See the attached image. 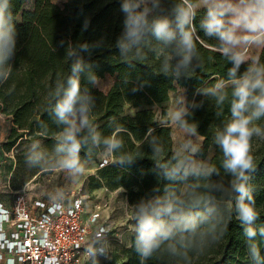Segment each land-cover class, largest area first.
Masks as SVG:
<instances>
[{
    "label": "trees",
    "instance_id": "1",
    "mask_svg": "<svg viewBox=\"0 0 264 264\" xmlns=\"http://www.w3.org/2000/svg\"><path fill=\"white\" fill-rule=\"evenodd\" d=\"M27 2L8 0L6 15L15 48L0 65V112L11 122L3 148L15 151L16 158L11 187L19 188L34 174L61 165L58 137L66 125L58 121L55 105L67 91L73 66L79 61L81 71L76 75L84 96L81 103L87 108L82 116L89 121L79 133V160L98 166L89 176V187L120 191L134 212L142 201L161 196L178 195L188 204L195 195L212 197L210 203L191 209L197 214L194 230L177 231L146 260L136 250L133 231L129 244L103 264H257L249 252L246 226L237 218L238 194L231 187L235 177L225 169L224 152L216 139L232 118L233 81L243 77L253 61H244L230 74L234 64L221 51L222 42L202 27L207 6L190 0L194 16L188 27L194 48L185 64L175 12L182 0L147 3L152 9L150 19L171 21L174 39L165 42L148 32L124 51L118 43L124 33V0H65L63 5L34 0L30 8ZM258 63L264 65V46ZM107 74L115 80L104 91L93 78ZM220 81L226 87L213 94L210 90ZM178 87H184L190 97L189 108L178 123L184 127L186 122L204 137L201 155L212 151L209 163L197 168H190L188 155L175 150L171 126L161 120L168 117L170 92ZM225 93L220 102L219 96ZM253 125L262 134L251 138L253 170L247 173V186L259 212L253 239L260 249L259 264H264L260 231L264 227V117ZM95 135L99 143L93 141ZM107 137L120 147L110 151L103 143Z\"/></svg>",
    "mask_w": 264,
    "mask_h": 264
},
{
    "label": "clouds",
    "instance_id": "2",
    "mask_svg": "<svg viewBox=\"0 0 264 264\" xmlns=\"http://www.w3.org/2000/svg\"><path fill=\"white\" fill-rule=\"evenodd\" d=\"M207 14L202 27L209 36L215 35L222 42L221 51L229 56L234 67L230 74L244 62V56L233 48L241 43L247 45L264 46V0H205ZM156 5H153L155 7ZM8 0L0 2V65L8 59L15 48V36L10 17L6 15ZM121 10L125 13L124 33L120 44L121 50L138 44L144 36L151 32L157 39L170 42L176 36L171 21L167 17L150 19L152 10L147 0H124ZM176 29L181 34L179 52L183 63L190 59L194 48L192 33L188 27L194 16V5L190 0H182L175 8ZM71 55V53H69ZM82 62L73 66V76L69 78V87L62 99L56 105V116L60 123L66 125L62 130L57 151L65 153L61 160L63 168L70 172H81L79 153L82 140L81 130L88 126L89 121L83 115L79 124L74 119L78 103L79 111L86 113V105L81 102L84 96L81 93L80 79L76 75L81 71ZM5 78H6V74ZM95 82V78H93ZM233 101L231 106L232 118L223 131L217 134V143L224 152V167L235 179L232 181V190L238 194L235 208L237 218L245 225V235L251 242L249 252L252 259L260 262V249L254 241L256 229L253 227L259 218L254 197L249 194L247 173L253 170L251 152V138L261 135V128L253 125L254 120L264 117V65H259L258 58L243 77L233 81ZM226 87L223 81L217 82L210 91L216 94ZM225 94L219 96L222 102ZM182 113L176 111L171 114L173 121L181 119ZM186 131L195 129L184 124ZM95 143L100 142L98 135L93 136ZM103 143L111 151L120 147L114 138H104ZM195 151V149H193ZM38 159V157H37ZM200 175L199 170H193ZM207 175V173H204ZM210 195H195L191 203L178 195L161 196L154 200L142 201L136 208L134 231L136 233V250L142 260L149 258L162 242L170 240L177 231L194 230L197 224V214L191 209L211 202ZM264 234V227L260 229Z\"/></svg>",
    "mask_w": 264,
    "mask_h": 264
},
{
    "label": "rangeland",
    "instance_id": "3",
    "mask_svg": "<svg viewBox=\"0 0 264 264\" xmlns=\"http://www.w3.org/2000/svg\"><path fill=\"white\" fill-rule=\"evenodd\" d=\"M63 5L65 0H53ZM150 0H147V3ZM34 0H28L26 7L30 8ZM255 46V45H252ZM243 50H237L242 54ZM251 54V53H250ZM115 77L107 74L104 77L97 78L95 84L100 89L107 91L114 82ZM190 97L184 87H178L170 92V104L168 108V117L161 120L167 122L172 129V136L175 150L180 154L188 155L187 165L190 168H197L201 165L209 163L212 151L208 150L205 155L200 154L204 145V137L198 133L186 131L178 121H173L171 114L180 111L182 115L188 110ZM82 118L81 112L77 109L74 119L79 124ZM11 122L9 118L0 112V142L4 141L9 131ZM195 149V151H193ZM65 153L59 154L60 160L63 159ZM14 156V159L11 157ZM7 160H14L16 165L15 151L0 150V161L6 164ZM81 172H70L62 167H54L43 172L34 174L29 180L21 184L18 189L28 186L30 189L29 196L42 197L44 199H54L62 196H69L72 191L81 189L88 194L87 210L85 216L91 211L97 210L99 213V221L91 228V233L87 243L89 249L93 252L97 246L94 238V231L98 225L107 226V231L103 233L102 243L107 249L106 253H94L93 256L84 264H103L106 260L111 259L115 254L124 248L130 241V236L134 231L135 223L132 219L134 210L129 206L123 194L118 190H110L103 186L91 189L88 185L89 176L97 172L98 166L94 161H84L80 164ZM19 175L18 181H22ZM0 189H6L4 183L0 182ZM7 191L4 190L3 192ZM117 231V235L113 232Z\"/></svg>",
    "mask_w": 264,
    "mask_h": 264
},
{
    "label": "built area",
    "instance_id": "4",
    "mask_svg": "<svg viewBox=\"0 0 264 264\" xmlns=\"http://www.w3.org/2000/svg\"><path fill=\"white\" fill-rule=\"evenodd\" d=\"M30 189L16 190L10 207L0 202V248L10 254L4 264H84L94 253H106L103 224L94 231V251L87 245L91 228L99 221L97 210L84 216L88 194L78 189L48 200L29 196Z\"/></svg>",
    "mask_w": 264,
    "mask_h": 264
},
{
    "label": "crops",
    "instance_id": "5",
    "mask_svg": "<svg viewBox=\"0 0 264 264\" xmlns=\"http://www.w3.org/2000/svg\"><path fill=\"white\" fill-rule=\"evenodd\" d=\"M197 6L202 7L206 6L205 0H198ZM263 46H252V45H247L244 43H241L233 48V51L237 50H243L242 56H244V61L251 59L252 61L254 59L258 58V55L261 51ZM251 53V54H250ZM82 115V113H81ZM0 150L4 151H12L13 150H5L3 148V141L0 142ZM14 159V156H11ZM15 167V162L13 160H7L6 164L3 163V161H0V182L4 183V187H6L7 191L3 192L6 189H0V202L7 207H10L13 203L14 197H15V191L18 190V188H13L10 185V179L12 175V171ZM87 205V203H86ZM129 205V204H128ZM131 206V205H129ZM87 210V207L85 211ZM86 213V212H85ZM85 216V214H84ZM86 217V216H85ZM8 230H10V227H7ZM129 244V243H128ZM0 253L3 255V262H0V264H4V262L7 260V258L10 256V254L5 251L4 249L0 248ZM11 264V263H10ZM16 264H22V263H16Z\"/></svg>",
    "mask_w": 264,
    "mask_h": 264
}]
</instances>
